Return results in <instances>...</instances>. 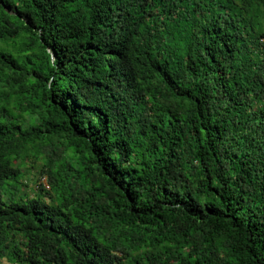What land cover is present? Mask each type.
Segmentation results:
<instances>
[{"label":"trees","instance_id":"trees-1","mask_svg":"<svg viewBox=\"0 0 264 264\" xmlns=\"http://www.w3.org/2000/svg\"><path fill=\"white\" fill-rule=\"evenodd\" d=\"M0 256L264 264V0H0Z\"/></svg>","mask_w":264,"mask_h":264},{"label":"rangeland","instance_id":"rangeland-1","mask_svg":"<svg viewBox=\"0 0 264 264\" xmlns=\"http://www.w3.org/2000/svg\"><path fill=\"white\" fill-rule=\"evenodd\" d=\"M56 144L59 145L57 139ZM42 162L40 161H28L26 165L21 167L22 180L24 182L23 190L29 195H34L39 190V185L47 181V177L41 174Z\"/></svg>","mask_w":264,"mask_h":264},{"label":"built area","instance_id":"built-area-1","mask_svg":"<svg viewBox=\"0 0 264 264\" xmlns=\"http://www.w3.org/2000/svg\"><path fill=\"white\" fill-rule=\"evenodd\" d=\"M0 264H18V263L11 261L7 257L0 256Z\"/></svg>","mask_w":264,"mask_h":264}]
</instances>
